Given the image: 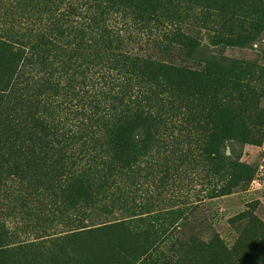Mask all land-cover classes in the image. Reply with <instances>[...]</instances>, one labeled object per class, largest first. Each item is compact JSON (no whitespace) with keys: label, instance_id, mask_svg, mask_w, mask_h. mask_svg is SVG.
Wrapping results in <instances>:
<instances>
[{"label":"trees","instance_id":"trees-1","mask_svg":"<svg viewBox=\"0 0 264 264\" xmlns=\"http://www.w3.org/2000/svg\"><path fill=\"white\" fill-rule=\"evenodd\" d=\"M1 19L0 100L19 91L22 106H0V152L11 147L26 172L20 200L38 198L26 219L69 229L51 262L264 264L257 203L233 218L244 225L232 247L183 230L178 248L174 216L187 209L171 198L157 209L152 190L198 162L211 197L252 182L255 168L226 146L264 144V69L229 58L192 66L169 51L192 58L203 46L185 25L220 45L256 41L264 0H0ZM10 176L0 154V191ZM61 246L78 263L61 262Z\"/></svg>","mask_w":264,"mask_h":264},{"label":"rangeland","instance_id":"rangeland-1","mask_svg":"<svg viewBox=\"0 0 264 264\" xmlns=\"http://www.w3.org/2000/svg\"><path fill=\"white\" fill-rule=\"evenodd\" d=\"M185 28H190L194 36L201 39L203 46H200L191 55L192 58L186 57L184 53L182 55L176 49L169 51L171 55L176 56L178 62L183 58V61H187L192 66H197L199 62L204 60L215 59L221 62L229 58L252 61L264 69V32L256 41L249 44L225 46L214 43L213 31L211 33L207 31L201 33L198 26L187 27L185 25ZM21 103V92L19 91L10 97L0 100V106L3 110H6V114L19 112L22 106ZM259 105L264 110V96L259 99ZM258 115L262 118L260 113L255 112V116ZM3 131L5 130L3 129ZM226 151L227 154H242V160L255 168V176L247 186V189L235 190L230 194L211 197V187L207 184L203 164L200 162L195 166L183 167V176L173 178L174 180L171 179L172 181L164 189L161 187L156 191L155 187L152 186L157 209L163 207L165 200H172L171 205L177 204L181 208L187 209V211L181 209L174 216L175 227L178 228V231H180L179 234L181 235L179 242L181 244L178 243V248H180L179 245L181 246L183 244V230L185 232L192 231L196 235L202 234L205 238L216 234L229 247H232L241 237L244 225L243 222H233V218L237 217L238 214L255 203L258 204L256 209L257 214L264 220V144L262 146H255L238 141L228 142ZM0 154L5 164L7 163L9 165V171H12V176L8 179L13 182L11 184L13 187L9 190V193L0 191V264H62L51 262L47 258V255L49 252L56 250L55 247L59 239L65 235H69V229L64 228L59 222L47 224L36 221L37 224H33L31 223L33 219H26V213L28 211L40 206L38 198H29L24 193L22 194L23 199L20 200L21 186L27 183L26 172H22L24 168L21 166L16 167L19 161H17L11 147L4 148ZM5 170V168L2 169V171ZM33 171L38 172L37 170ZM17 172L22 174V179L21 177L14 176L17 175L15 174ZM31 174L36 173L32 172ZM160 185L161 183L158 182V186ZM172 194L176 196L173 197ZM36 212L39 213V211ZM97 213L99 212L97 211ZM185 217H188V221L185 220ZM99 220L101 222L102 218ZM38 243H42L43 249L47 250L46 257L40 258L37 255L36 248L32 245ZM116 246L117 244H107L105 252L107 251V253L112 254L111 256L113 257V254L116 252ZM61 248L65 252V258H62L61 262L67 260L77 262L74 259H68V257L73 256L70 249L68 250L65 246H61ZM164 248L167 250V255L170 256L176 250L171 246L170 248L169 246ZM147 264L151 263L147 262Z\"/></svg>","mask_w":264,"mask_h":264}]
</instances>
